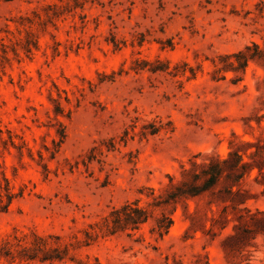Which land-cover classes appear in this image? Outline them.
Returning a JSON list of instances; mask_svg holds the SVG:
<instances>
[{
  "label": "rangeland",
  "instance_id": "rangeland-1",
  "mask_svg": "<svg viewBox=\"0 0 264 264\" xmlns=\"http://www.w3.org/2000/svg\"><path fill=\"white\" fill-rule=\"evenodd\" d=\"M241 141L264 154V0H0V264H264V232L228 238L257 170L238 210L150 206ZM135 201L152 217L111 233Z\"/></svg>",
  "mask_w": 264,
  "mask_h": 264
},
{
  "label": "trees",
  "instance_id": "trees-1",
  "mask_svg": "<svg viewBox=\"0 0 264 264\" xmlns=\"http://www.w3.org/2000/svg\"><path fill=\"white\" fill-rule=\"evenodd\" d=\"M257 54L248 56L244 51L234 54L236 58H241L239 68H231L234 71L238 69L245 70L249 60L256 57L262 58V50L258 45H254ZM247 50L249 48L247 47ZM255 148L254 151H249ZM247 158V159H246ZM191 168L182 167V180L175 183V177L169 176V193L166 197L158 196L153 198L150 206L161 207L163 205L177 204L182 200L199 197L210 194L216 200L229 203L225 206V211L229 208L238 210L240 205L245 204L249 198L247 191L242 189V182L250 176L253 171H258L255 178L260 185H264V154L259 143L240 142L236 149L231 146L227 157L222 158L218 155L208 156L206 162H191ZM246 216H240L237 219L240 224L234 226L235 235L228 238L241 236L248 238L264 232V212L257 210L251 212L247 207L244 208ZM152 217V212L139 206V202L127 203L120 209H115L111 214V221L108 223V229L111 233L125 231L129 228L137 230L148 222ZM227 221L226 217H223ZM173 225V219L167 214L157 220L156 227L152 230L160 236L167 234ZM226 226H222L225 229Z\"/></svg>",
  "mask_w": 264,
  "mask_h": 264
}]
</instances>
